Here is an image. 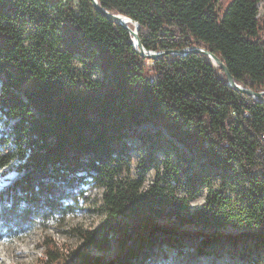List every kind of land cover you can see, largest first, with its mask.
Instances as JSON below:
<instances>
[{"label": "trees", "instance_id": "trees-1", "mask_svg": "<svg viewBox=\"0 0 264 264\" xmlns=\"http://www.w3.org/2000/svg\"><path fill=\"white\" fill-rule=\"evenodd\" d=\"M77 1L79 13L65 0H0V180L16 173L0 189V240L62 224L91 185L103 189L105 217L96 228L72 229L82 242L78 264L168 260L169 249L183 254L189 236L197 240L194 253L184 252L192 263L218 256L217 234L185 235L161 220L237 229L227 240L238 258L264 264V103L229 85L201 52L141 56L126 28L92 0ZM97 1L138 23L146 50H207L236 84L264 91L261 0ZM146 123L157 130H138ZM130 139L149 149L134 174ZM161 147L173 149L174 165L146 185ZM214 165L235 178L236 198L213 186ZM202 189L206 201L192 210ZM114 244L120 253L107 260ZM44 246L39 264H66L65 244L48 235Z\"/></svg>", "mask_w": 264, "mask_h": 264}, {"label": "rangeland", "instance_id": "rangeland-1", "mask_svg": "<svg viewBox=\"0 0 264 264\" xmlns=\"http://www.w3.org/2000/svg\"><path fill=\"white\" fill-rule=\"evenodd\" d=\"M65 2L70 5L77 13L81 11L79 2L77 0H65ZM259 8L261 12H264V0L259 2ZM86 60L85 56L79 54L74 60V64L80 68L83 67V61ZM103 74L100 71H96L93 75L94 79H101ZM138 130H150L156 131L151 124H143L137 127ZM129 143L135 145L137 148L132 151L131 154V167L132 174H134L136 166L138 163L142 162L143 159L148 155L149 149L143 145L137 139H130ZM173 149H167L161 147V149L156 152L155 156L157 161L153 163L150 171L147 174L146 185L152 183L159 173H164L167 170L172 168L171 164L174 165V155H170ZM189 155H192V152H189ZM196 158L192 161L194 165H198ZM173 160V161H172ZM169 164V165H168ZM214 174L217 175L214 179L213 186L215 188L223 187L227 193L233 198L237 197V183L235 178L232 176L222 177V170L218 165H214ZM16 176L15 172H11L6 176L5 180H0V189L9 183V180ZM184 193V192H183ZM185 194V193H184ZM208 196V190L202 189L201 192L196 196V198L191 203V209L195 210L200 208L206 201ZM86 202L84 201L81 204V209L66 218V220L61 224L57 221L50 222L47 228L36 227L30 231L29 235L24 237H19L16 239H2L0 240V264H39V259L43 256L44 253V239L45 236H51L54 241L60 245H66V255L67 262L66 264H78L73 257L74 252L79 249L82 245L80 239L72 231L74 227H83V228H96L98 227L104 219L103 214V189H98L93 186H89L86 194ZM160 224H167L169 227H174L180 232H183L185 235L187 233H200L203 232L206 234H217L219 239H221L215 246L218 256L215 258H203L202 263L198 264H246L238 258L237 246L232 245L227 238L229 236H234L238 234V230L234 228H227L219 232L212 230H204L202 228H197L194 226H179L174 221L170 220H161ZM224 239V240H223ZM184 246L181 248L182 251L191 254L194 253L195 245L197 240L193 239V236L188 238H183ZM240 249V248H239ZM180 249L177 247L169 249V258L166 259H157L156 263L154 261H149L150 264H197L192 263L186 255L179 252ZM120 253V247L114 244L112 249L102 255L107 260L115 259ZM186 257V258H185ZM220 258L218 260V258ZM208 261V262H207Z\"/></svg>", "mask_w": 264, "mask_h": 264}, {"label": "water", "instance_id": "water-1", "mask_svg": "<svg viewBox=\"0 0 264 264\" xmlns=\"http://www.w3.org/2000/svg\"><path fill=\"white\" fill-rule=\"evenodd\" d=\"M92 4H93V6L97 12L102 14L104 17H106L110 21L116 23L117 25H120V26L126 28L130 32V34L133 36V45H134L135 49L138 50V52L140 53L141 56L148 57V58H158L159 56H161L163 54H168V53L178 54L180 56H186L192 52H201V53L211 57L213 59V61L215 62V64L220 66V68L225 72V74L228 78L229 85H231L232 87H235L239 91L246 92L249 95H252L256 98H259L264 103V91L259 92V93H255V92L251 91L250 89H245L242 86H239L238 84H236L234 77L230 74L226 65L222 62V60L217 55H215V54H213L207 50L201 49V48L182 49L179 51L169 50V51H165V52L148 51L143 47V45L140 41V38L138 37V27H139L138 23L134 22L133 20H131L129 17H127L125 15L111 13L110 11L101 7L97 0H92ZM128 22L132 23L135 26V28L134 29L131 28L127 24Z\"/></svg>", "mask_w": 264, "mask_h": 264}, {"label": "bare ground", "instance_id": "bare-ground-1", "mask_svg": "<svg viewBox=\"0 0 264 264\" xmlns=\"http://www.w3.org/2000/svg\"><path fill=\"white\" fill-rule=\"evenodd\" d=\"M128 25L130 24V22L127 23Z\"/></svg>", "mask_w": 264, "mask_h": 264}]
</instances>
